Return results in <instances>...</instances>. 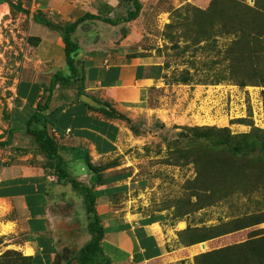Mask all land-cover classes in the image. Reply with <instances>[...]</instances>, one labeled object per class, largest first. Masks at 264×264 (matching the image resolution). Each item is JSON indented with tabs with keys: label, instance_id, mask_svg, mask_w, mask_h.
Here are the masks:
<instances>
[{
	"label": "crops",
	"instance_id": "obj_1",
	"mask_svg": "<svg viewBox=\"0 0 264 264\" xmlns=\"http://www.w3.org/2000/svg\"><path fill=\"white\" fill-rule=\"evenodd\" d=\"M176 1L187 3L189 0ZM140 2L143 7L139 16L125 21L130 4L121 0H0V55L10 54V63L19 69L18 74L11 77L14 82L8 85L12 91L10 98L14 100L10 112L14 115L18 110V119L13 122L11 115L5 126L7 132L0 136V200L12 203L16 219L24 229L18 250L32 257L34 264H80L73 261L75 250L91 237L85 227L87 215L80 218L77 215L82 209L79 208L81 203L65 211L63 203L70 198L65 193V201L60 193L68 191V184L57 181L51 161L32 148L33 137L15 130V125L29 119L34 108L44 100L55 73H70L59 28L50 25L40 28L41 21L34 18V13L41 12L40 16L45 15L54 25L74 22L87 13L116 21L87 19L73 34L80 46L76 59L83 68L86 95L99 102L96 106L89 105L100 108L113 97L120 105L129 101L138 103L143 90L154 83V71L163 65L153 48L154 43L148 42L155 36L152 26L163 15L159 12L154 15L152 10L159 7L151 0ZM12 3L29 12L14 8ZM168 18H164L165 21ZM9 23L11 29L3 32ZM76 100V87L55 88L48 113L53 121L57 120V115L60 120L58 127H49V132L59 139L60 153L71 177L82 180L94 174L72 149H86L94 164L113 160L110 158L117 150L114 146L118 148L123 127L119 120L108 118L101 110ZM31 103L33 107L29 106ZM122 107L125 109L121 110H126L129 106ZM60 127L66 128L64 134L59 131ZM11 128H14L12 136ZM126 173L129 172L120 165L115 169L107 168L95 187L105 190L97 200V210L104 227L110 229L102 242L103 251L107 250L105 254L111 264H158L168 247L171 253L180 248L171 247L168 238H164L168 217L144 225L142 235L137 234L141 222L149 215L131 211L123 200L131 189L128 179L132 174L125 178ZM159 214L166 215H156Z\"/></svg>",
	"mask_w": 264,
	"mask_h": 264
},
{
	"label": "rangeland",
	"instance_id": "obj_2",
	"mask_svg": "<svg viewBox=\"0 0 264 264\" xmlns=\"http://www.w3.org/2000/svg\"><path fill=\"white\" fill-rule=\"evenodd\" d=\"M212 1L214 7L211 6ZM151 2L159 7L156 11L152 10L154 15L159 12L163 17L160 15L162 18L152 26L155 36H151L148 42L154 43L153 48L163 65L157 68V72L154 71L156 79L148 89L143 90L138 103L125 102L121 105L129 107L121 110L125 108L115 102L114 97L111 101L103 102L102 107L108 110V115H114L113 119L119 120L123 127L118 148L110 159L132 174L128 179L131 189L123 199L129 209L144 216L164 213L168 217L164 238H168L171 247H179L180 250L179 253L177 250L171 253L168 247L158 264H196L197 255L245 242L251 238L254 230L257 231L255 236L264 235V223L191 246H185L179 231L189 226L217 225L235 217H244L255 206L251 201L261 199L262 195H239L235 200L195 208L191 203L196 201V197L187 189V183L196 177V167L192 162L181 163L182 149L189 141L185 144L180 141L184 135H188L187 127H228L233 133L249 132L253 127H258L264 131V85L241 87L231 77L233 61L227 49L240 35L223 33L221 27L225 17L234 15L236 11L233 1ZM243 2L255 5V0ZM167 8H170L169 12ZM40 15H37L41 21L40 28L49 26L50 19ZM166 17L168 21H165ZM14 28L12 25V30ZM10 29L11 23L3 32ZM258 41L261 46L264 45V36L259 37ZM242 46L238 45L236 51L241 53ZM10 59L8 53L0 55V136L7 132L5 126L9 123L10 109L14 105L8 85L14 82L12 78L19 71L16 64L10 63ZM18 115L16 110L12 115L13 122L17 121ZM105 116L108 117L107 114ZM30 119L16 124L15 130L27 133ZM238 119H243V122ZM173 142L178 149L171 148ZM32 148L36 150L37 144L33 143ZM54 175L57 177V172L54 171ZM84 179L88 181L87 177ZM68 186V191L60 193L63 200L66 201V194L70 198L63 203L65 211L69 212L81 203L79 208L82 209L77 215L79 218L86 216L82 191L73 188L71 183ZM179 209H189L190 212L176 217ZM15 213L11 202L0 200V264L17 258L14 252H19L18 247L24 238L23 226H20ZM87 223L88 220L85 227Z\"/></svg>",
	"mask_w": 264,
	"mask_h": 264
},
{
	"label": "trees",
	"instance_id": "obj_3",
	"mask_svg": "<svg viewBox=\"0 0 264 264\" xmlns=\"http://www.w3.org/2000/svg\"><path fill=\"white\" fill-rule=\"evenodd\" d=\"M230 1L236 5V11L234 15L226 16L225 20L223 19L221 31L223 33H238L241 36L235 39L227 49V54L233 61L231 77L241 87L264 85V45L261 46L258 41L259 37L264 36V0H255L254 6L244 3L243 0ZM121 2H127L132 6L124 17L125 21L134 20L139 16L143 7L140 0H121ZM213 5L212 1L211 6L214 7L215 5ZM12 6L18 7L17 9L20 11L29 12L19 4L12 3ZM37 15H40V12L34 13V18L40 21ZM87 19H103L110 23H116L115 20L90 13L74 22L62 25H54L49 22L51 26L59 28L62 34L65 43L66 62L70 73L68 75L62 72L55 73L46 90V97L34 108L30 116L27 133L33 137L37 149L51 161L52 168L57 172V181L61 184L71 183L73 188L82 191L88 220L86 232L91 237L82 247L75 250L73 261L80 264H111V259L102 248L103 239L110 229L104 227L101 215L97 210V200L105 194V190L99 191L95 187L105 176L104 171L107 168L116 167L119 164L113 163L112 160L101 165L94 164L91 162V157L86 149L73 148L72 150L77 152L76 156L83 159L89 171L96 175L89 177L88 181L86 179H74L71 177L66 161L60 153L58 141L49 132V127L52 125L58 127L57 122L60 120L57 115L55 117L57 120L53 121L52 115L48 113L57 86L61 88L76 87L77 102L92 109H99L113 119L114 115L110 117L105 107H92L81 100V96L86 95L87 92L85 78L81 74L83 68L79 66L80 62L76 59L80 46L74 41L73 34L77 27ZM44 21L48 22L47 20ZM213 25L212 23L211 26ZM32 39L39 40L35 37ZM240 44L243 45L241 53L236 51V47ZM236 60L237 63H235ZM18 95L20 97L19 91ZM29 106L33 107V103ZM238 120L243 122V119ZM186 129L188 135H184L180 142L185 144L189 141V143L185 144L182 149L181 163L192 162L196 167V177L187 183V189L192 191L196 197V201L191 203L195 208L216 205L221 201L235 200L239 195L260 193L262 198L251 201L255 206L249 210L251 213L245 214L244 217H235L217 225L189 226L179 231L180 239L185 246L195 245L236 230L264 223V131L258 127H253L249 132L241 133H233L228 127L216 126L187 127ZM65 130V127L59 128L62 134ZM13 132L14 128L9 129L11 136ZM175 142L178 143L179 141ZM175 142L171 144V148L178 149ZM114 149L116 150L117 147L114 146ZM128 176L130 173H126L125 178ZM189 212V209L185 211L179 209L176 217H183ZM156 214H151L143 219L141 228L137 231L138 235L139 233L142 235L144 225L167 218V215ZM256 232L254 230V237L252 234L251 238L245 242L197 255L196 264H264V235L255 236ZM14 253L17 258L3 264H34L32 257L24 256L17 251Z\"/></svg>",
	"mask_w": 264,
	"mask_h": 264
},
{
	"label": "water",
	"instance_id": "obj_4",
	"mask_svg": "<svg viewBox=\"0 0 264 264\" xmlns=\"http://www.w3.org/2000/svg\"><path fill=\"white\" fill-rule=\"evenodd\" d=\"M254 1V0H252ZM83 101L90 104V105H93V106H96L99 104V102L97 100H95L91 95H84L82 97ZM202 246L205 247V244L202 243Z\"/></svg>",
	"mask_w": 264,
	"mask_h": 264
},
{
	"label": "clouds",
	"instance_id": "obj_5",
	"mask_svg": "<svg viewBox=\"0 0 264 264\" xmlns=\"http://www.w3.org/2000/svg\"><path fill=\"white\" fill-rule=\"evenodd\" d=\"M94 98V97H93ZM95 99V98H94Z\"/></svg>",
	"mask_w": 264,
	"mask_h": 264
}]
</instances>
